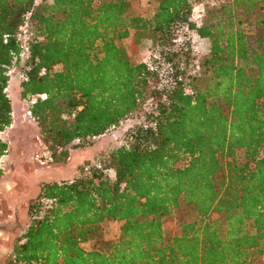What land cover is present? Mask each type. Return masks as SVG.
Returning a JSON list of instances; mask_svg holds the SVG:
<instances>
[{
	"label": "trees",
	"instance_id": "obj_1",
	"mask_svg": "<svg viewBox=\"0 0 264 264\" xmlns=\"http://www.w3.org/2000/svg\"><path fill=\"white\" fill-rule=\"evenodd\" d=\"M146 1L0 0V132L22 53L20 97L53 161L139 117L98 164L41 185L5 264H263L264 0H214L199 25L191 0ZM183 28L209 42L194 72ZM182 206L194 218L165 230Z\"/></svg>",
	"mask_w": 264,
	"mask_h": 264
},
{
	"label": "rangeland",
	"instance_id": "obj_2",
	"mask_svg": "<svg viewBox=\"0 0 264 264\" xmlns=\"http://www.w3.org/2000/svg\"><path fill=\"white\" fill-rule=\"evenodd\" d=\"M139 2L142 5L147 3L146 0H139ZM191 2L193 4L192 20L199 25L204 17L205 9L215 5L214 0H202L200 3L191 0ZM27 36V32L23 29L20 35L21 39L24 40L23 42H25ZM182 40H188L191 50L188 62L184 65L188 71L194 72L197 63L194 57L206 53L209 42L206 38H201L194 31L186 28H183L179 33L178 41ZM122 42L126 47H129L131 41L130 39H124ZM137 48L135 54L137 60L150 62L152 56L155 55L151 49L149 39H142ZM24 58L25 54L22 53L21 59L9 68L10 78L6 92L13 106V121L0 132V137L8 143L7 152L2 156L0 163L3 169L0 176V216L8 217L1 221H14L10 209L12 210L16 206L14 204L15 199L18 198L17 205L24 208L23 213L21 211L18 230L14 231L13 234L0 231V244H2L0 259L3 260V264L10 256L13 245L20 239L30 222L29 205L39 197V188L42 181H52L54 178L58 181L74 179L80 174L83 167L87 168L88 165L98 164L112 148L124 143L128 128L139 121V117L128 118L103 135L92 138L86 145L80 147L69 146L68 156L65 160L53 161L41 139L37 123L26 114L27 101L20 97L19 84ZM15 125L21 128V131L14 129ZM56 172L59 174H53ZM108 174L112 176V170H108ZM27 204L28 211L26 212ZM192 218H194V212L186 206H182L179 210H175L164 217L163 227L165 230L178 232L180 223L189 221ZM100 229L105 240L114 239L119 233V223L114 220H107L101 223ZM83 246L90 248L91 243L88 242Z\"/></svg>",
	"mask_w": 264,
	"mask_h": 264
},
{
	"label": "flooded vegetation",
	"instance_id": "obj_3",
	"mask_svg": "<svg viewBox=\"0 0 264 264\" xmlns=\"http://www.w3.org/2000/svg\"><path fill=\"white\" fill-rule=\"evenodd\" d=\"M17 125V124H16ZM16 125L14 126V129H17V131H21V128H19V127H16ZM44 182H46V181H44ZM44 182L42 181V183H41V185L42 184H44ZM41 185H40V188H41ZM40 188H39V192H40ZM38 192V193H39ZM9 198H10V196H8ZM18 197V196H17ZM16 197V198H17ZM31 199L29 198V201H30ZM14 204H16V206L11 210L10 209V214L12 215L11 217L13 218L14 217V219H17L18 220V224H16L17 226H16V228L13 226L10 230H12V232H10L11 234H13V232L14 231H16V230H18V228H19V220H20V216H21V211H22V213H23V211H24V208H20L17 204H18V198L17 199H15V203ZM28 211V204H27V208H26V212ZM6 217H8V216H6ZM6 217H2V216H0V221L1 220H3V219H6ZM0 242H1V239H0ZM2 244H0V256H2ZM2 262V263H1ZM0 264H3V260H1L0 259Z\"/></svg>",
	"mask_w": 264,
	"mask_h": 264
},
{
	"label": "water",
	"instance_id": "obj_4",
	"mask_svg": "<svg viewBox=\"0 0 264 264\" xmlns=\"http://www.w3.org/2000/svg\"><path fill=\"white\" fill-rule=\"evenodd\" d=\"M53 174L57 175L59 173L56 172V173H53ZM62 178L64 179V177H62ZM52 181H58V180L54 178V180H52ZM46 182H48V181H46ZM16 224H18V220L17 219H14V221H11V220H9V221L8 220L7 221H0V231H3V232H12V230H10V229L14 225H15L14 227L16 228V226H17Z\"/></svg>",
	"mask_w": 264,
	"mask_h": 264
},
{
	"label": "built area",
	"instance_id": "obj_5",
	"mask_svg": "<svg viewBox=\"0 0 264 264\" xmlns=\"http://www.w3.org/2000/svg\"><path fill=\"white\" fill-rule=\"evenodd\" d=\"M44 71L43 70H41V73H43ZM42 96H44V95H42ZM26 114L29 116V112L27 111V109H26ZM0 166H1V164H0Z\"/></svg>",
	"mask_w": 264,
	"mask_h": 264
}]
</instances>
